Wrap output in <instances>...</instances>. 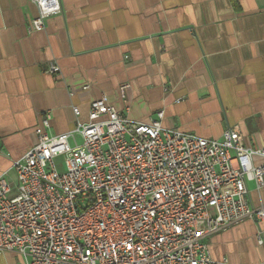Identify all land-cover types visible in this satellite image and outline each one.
Wrapping results in <instances>:
<instances>
[{
  "label": "crops",
  "instance_id": "1",
  "mask_svg": "<svg viewBox=\"0 0 264 264\" xmlns=\"http://www.w3.org/2000/svg\"><path fill=\"white\" fill-rule=\"evenodd\" d=\"M61 2L63 13L31 32L37 5L0 0V176L15 182L14 162L44 118L49 133L68 132L104 94L132 120L164 110L165 128L219 139L234 126L264 146V0ZM51 64L60 72H45ZM249 189L252 204H264V188ZM257 228L250 219L209 236L213 258L264 264ZM20 260L0 255V264Z\"/></svg>",
  "mask_w": 264,
  "mask_h": 264
},
{
  "label": "built area",
  "instance_id": "2",
  "mask_svg": "<svg viewBox=\"0 0 264 264\" xmlns=\"http://www.w3.org/2000/svg\"><path fill=\"white\" fill-rule=\"evenodd\" d=\"M32 1L31 32L63 13L61 0ZM164 115L132 120L104 94L68 132L49 133L44 118L14 162L15 182L0 176V255L15 252L17 264H229L213 258L207 238L250 219L264 245V204L254 206L249 189L264 188V146L234 126L219 139L165 128Z\"/></svg>",
  "mask_w": 264,
  "mask_h": 264
},
{
  "label": "rangeland",
  "instance_id": "3",
  "mask_svg": "<svg viewBox=\"0 0 264 264\" xmlns=\"http://www.w3.org/2000/svg\"><path fill=\"white\" fill-rule=\"evenodd\" d=\"M76 140H77V142L79 143V144H81L82 142H83V138H82V136L80 135V134H78L77 136H76ZM74 142H75V140H74ZM58 162L61 164L62 163V161L59 159L58 160ZM10 180V179H9ZM12 182V181H11Z\"/></svg>",
  "mask_w": 264,
  "mask_h": 264
}]
</instances>
